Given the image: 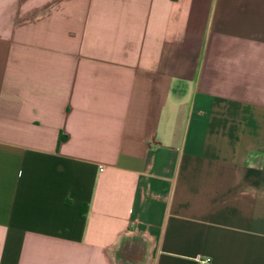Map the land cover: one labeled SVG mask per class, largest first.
I'll return each instance as SVG.
<instances>
[{
    "label": "crops",
    "instance_id": "0c3cea01",
    "mask_svg": "<svg viewBox=\"0 0 264 264\" xmlns=\"http://www.w3.org/2000/svg\"><path fill=\"white\" fill-rule=\"evenodd\" d=\"M198 253L264 264V0H0V264Z\"/></svg>",
    "mask_w": 264,
    "mask_h": 264
},
{
    "label": "built area",
    "instance_id": "2783aa9c",
    "mask_svg": "<svg viewBox=\"0 0 264 264\" xmlns=\"http://www.w3.org/2000/svg\"><path fill=\"white\" fill-rule=\"evenodd\" d=\"M141 241V242H140ZM139 243L142 244L144 242V239H140ZM143 245V244H142ZM139 246V248H141V246ZM195 260L197 262V264H211L212 263V258L209 255H204V254H200L198 253L195 256Z\"/></svg>",
    "mask_w": 264,
    "mask_h": 264
},
{
    "label": "rangeland",
    "instance_id": "374dc122",
    "mask_svg": "<svg viewBox=\"0 0 264 264\" xmlns=\"http://www.w3.org/2000/svg\"><path fill=\"white\" fill-rule=\"evenodd\" d=\"M140 242H141V241H140ZM144 243H145V242H144ZM144 243H143V245H142V244H140V243L137 241V242H135V246H133L134 243H132V245H131L132 248L130 247V249H132V251H137V252L142 251V254L144 255V254H145L144 251H146V245L144 246ZM140 245H142L141 248H139ZM133 248H134V249H133Z\"/></svg>",
    "mask_w": 264,
    "mask_h": 264
}]
</instances>
